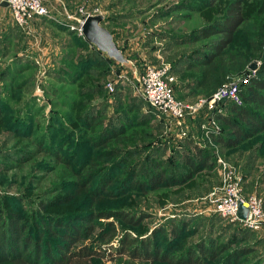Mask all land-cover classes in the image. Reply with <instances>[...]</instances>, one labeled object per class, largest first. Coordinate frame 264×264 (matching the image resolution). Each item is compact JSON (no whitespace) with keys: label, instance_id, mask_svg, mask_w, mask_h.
Masks as SVG:
<instances>
[{"label":"rangeland","instance_id":"374dc122","mask_svg":"<svg viewBox=\"0 0 264 264\" xmlns=\"http://www.w3.org/2000/svg\"><path fill=\"white\" fill-rule=\"evenodd\" d=\"M187 1L196 2L69 0L68 10L71 13L82 7L87 12L96 11L97 15H101V25L116 34L118 47L124 50L125 57L130 61L124 65L116 61L110 63L109 74L97 81L106 92L104 95H93L90 98L91 106H95L98 111L99 108L103 109L104 124L116 114L120 102L126 106L130 103L144 104L138 92L137 78L145 67L168 65L172 70L171 57L183 50H192L187 46L178 47L174 42L175 37L189 34L208 21L222 17L227 8L226 1L219 2L208 11L207 18H204L202 9L201 13L174 9L178 4ZM196 4L200 6L199 3ZM255 5H261L264 13V0H247L246 11L253 21V14L258 7ZM75 37L83 38L77 30V25L66 20L40 18L32 23L30 31H23L15 28L9 11H0V105L3 108L1 119L6 118L5 121L0 119V201L4 200L5 196L19 200L21 203L11 200L9 205L17 202L28 216L66 213L74 210L76 206H79V209H88L84 199L74 200L66 207L46 209L42 212L39 208L40 202L48 204L45 202L55 196L72 192L76 176L81 174L78 169L87 161L86 159L82 162L83 155L87 152L90 154L85 141L90 136H95V131L90 132L73 125L75 118L83 112H74V104L88 100L81 98L78 101L79 85L84 84L91 88V85L96 83L86 74H82L79 79L72 76L76 69L69 67L66 55L75 54L73 59L76 60L78 54H86V51L77 46L68 47L69 44L72 45L71 41ZM239 45V48L235 47L236 50L246 52V48L241 46V41ZM89 48L93 50L91 45ZM254 63L259 67L262 62L252 59L250 66ZM250 66L245 77L236 76L229 82H237L240 86L246 84L248 81L245 80L254 74ZM174 75L178 87L185 85L177 74ZM110 84L114 87L113 92L107 88ZM181 94L187 96L185 100L189 102L204 99L201 95H194L188 88L179 91L177 97ZM226 104L217 102L213 108L202 109L200 115L213 117L229 113V105ZM141 107L139 112H149L146 104ZM21 118L27 125L14 128L12 123ZM217 125L215 129L216 126L210 121L189 117L188 135L184 137L175 122L154 110V118L150 121L151 139L136 144L131 141L123 145L111 143L109 147L119 146L125 151L138 144V147L144 150V158L149 157L151 150H157L155 158L158 161L168 163L175 160L171 169L180 172L189 170L183 164L182 148L194 153L196 144L211 150L216 167L212 171L206 170L198 174L194 181L185 187L163 189L145 196L131 192L118 199L104 198L98 201L94 208L122 207L128 211L137 209L139 213L149 214L150 218L143 224L146 232H142V236L150 235L153 229L165 225L169 220H188L193 235L188 238L186 247L211 237L224 242L234 231L242 230L237 222L215 214L206 203V198L220 182L218 158H223L234 165L241 174L244 194L256 195L264 203V134L248 141L238 150L227 151L212 140L222 136L224 132L218 123ZM204 126H210V131L215 134L208 133ZM132 131H128L127 135ZM61 159H67L69 165ZM71 170H75V174ZM212 186V191L206 190ZM197 188L203 190L193 193ZM2 206L4 209H10L8 204L4 203ZM103 224L104 220L96 222L95 231ZM253 235L255 238L249 243L260 244L256 246L255 253L248 257L250 263L264 260V229L256 231ZM97 264H100V261ZM101 264L142 263L133 262L128 257H117L115 262L102 260Z\"/></svg>","mask_w":264,"mask_h":264},{"label":"trees","instance_id":"16d2710c","mask_svg":"<svg viewBox=\"0 0 264 264\" xmlns=\"http://www.w3.org/2000/svg\"><path fill=\"white\" fill-rule=\"evenodd\" d=\"M195 1L183 2L174 9L200 13L202 9L206 11H202L204 18H207L208 11L217 3L226 1L227 8L222 17L208 21L189 34L174 38L178 47L187 46L192 49L174 54L170 59L172 74H177L185 84L178 87L175 83L176 94L183 88H188L196 96L211 99L230 79L245 77L252 59L262 62L249 81L240 86L244 105L222 101L220 103H228L229 113L213 117L201 114L195 118L205 121L215 119L224 132L222 136L212 140L227 151L238 150L248 141L264 134L263 7L255 5L258 7L253 14V21L246 11L247 0ZM15 27L19 29L16 25ZM110 32L117 43L116 34ZM72 40L69 48L77 46L86 51L85 55L78 54L76 60L72 53L65 57L69 67L76 69L72 73L73 78L79 79L82 74H86L92 81H96L91 88L79 85L78 101L81 98L88 100L74 104V112H83L75 118L73 125L90 132L95 131V136H90L85 141L90 154L87 152L83 155L82 162L87 161L78 169L81 174L76 176L72 192L61 193L45 202L48 204L40 202L39 208L42 212L66 207L74 200L84 199L88 209L76 206L66 213L43 215L40 212L41 214L28 216L17 202L9 205L11 200L21 203L19 200L5 196L0 201V264H97L98 261L101 264L102 260L115 262L117 257H128L133 262L142 264H264L261 259L253 263L248 260L260 242L249 243L255 238V231L244 228L239 222L237 224L242 230L234 231L224 242L211 237L186 247L188 238L193 235L188 220H169L165 225L153 229L150 235L142 236V232H146L143 224L150 218L149 214L139 213L137 209L128 211L122 207L94 208L104 198L118 199L131 192L145 196L163 189L185 187L203 171H212L216 162L211 150L195 144L194 153L182 148L183 164L189 170L177 172L176 169H171L175 160L165 163L155 158L157 150H151L149 157L144 158V150L138 144L125 151L119 146L109 147L111 143L123 145L131 141L136 144L151 139L150 121L157 109L142 98L149 107L147 114L139 112L143 103H130L126 106L120 102L116 114L104 124L103 109L99 108L98 111L95 106H91L90 98L105 94L106 90L97 81L109 74V65L115 61L93 46V50H90V44L83 38L75 37ZM240 41L246 52L236 50ZM179 98L185 100L187 96L181 94ZM2 109L0 105V119ZM18 120L12 123L14 128L27 125L24 119ZM134 129L136 130L132 131ZM128 131L132 133L127 135ZM55 157L59 159L57 155ZM61 161L69 165L67 159ZM71 171L74 174L76 172ZM214 186L206 190L210 192ZM202 190L197 188L193 193ZM4 203L10 209H4ZM101 220L105 224L95 231V223Z\"/></svg>","mask_w":264,"mask_h":264},{"label":"built area","instance_id":"2783aa9c","mask_svg":"<svg viewBox=\"0 0 264 264\" xmlns=\"http://www.w3.org/2000/svg\"><path fill=\"white\" fill-rule=\"evenodd\" d=\"M3 1L8 3L12 21L23 31H28L35 20L46 17L48 19H64V21L76 24L77 30L81 34L80 26L83 20L88 16L97 15L96 11L87 12L79 7L73 13L66 12L64 17L59 18V12L53 14L48 5L49 0ZM249 78L250 76L245 81H249ZM176 81V77L168 65H150L145 67L137 78V87L140 97L175 122L184 137L188 135L187 121L189 117L196 118L202 109L213 108L215 103L222 101H229L238 106L244 105L240 95V85L237 82L226 83L215 92L211 99L204 98L197 102H189L177 97L174 88ZM107 88L110 92L114 91L111 84ZM209 121L217 129V121L213 118ZM204 127L207 128V126ZM211 129L210 126L207 128L208 133L211 132ZM218 163L221 178L218 186L206 198L209 208L215 214L230 219L232 222H239L249 230L256 232L264 229L263 200L256 195L246 196L244 194L243 178L234 165L223 158H218ZM240 203L248 209L246 219H242L239 215Z\"/></svg>","mask_w":264,"mask_h":264},{"label":"water","instance_id":"95a60500","mask_svg":"<svg viewBox=\"0 0 264 264\" xmlns=\"http://www.w3.org/2000/svg\"><path fill=\"white\" fill-rule=\"evenodd\" d=\"M0 6L8 8V3L6 1H2ZM102 21L103 17L101 15L86 17L80 26V31L83 38L88 44L95 47L106 57H109L110 59H113L122 65L129 63V59L125 57L124 52L115 42L113 34L110 32V30H107L101 25ZM257 68L258 66L256 63L250 66V69L254 71ZM239 209L240 217L242 219H246L248 215V209L245 208L241 203Z\"/></svg>","mask_w":264,"mask_h":264},{"label":"crops","instance_id":"0c3cea01","mask_svg":"<svg viewBox=\"0 0 264 264\" xmlns=\"http://www.w3.org/2000/svg\"><path fill=\"white\" fill-rule=\"evenodd\" d=\"M3 0H0V3L2 2ZM69 0H49V2H48V5L51 7V8H54V10H53V14L55 13V12H59V15L60 16H58L59 18H62V17H64V15H65V13L66 12H70L69 10H68V6H69ZM1 10H5V11H9L10 12V10H9V8H4V7H1L0 6V11ZM71 13V12H70ZM73 13V12H72ZM11 15V14H10ZM37 20H39V19H37ZM61 20H63L64 21V19H61ZM31 26H32V24L30 25V27H29V29H28V31H30L31 30ZM16 28V27H15ZM17 29V28H16ZM161 61V60H160ZM160 61H158V63H160ZM184 86V85H183ZM177 95V94H176ZM202 96V95H201ZM200 96V97H201ZM204 97V96H203ZM190 97H188V99H189ZM188 101V100H187Z\"/></svg>","mask_w":264,"mask_h":264}]
</instances>
